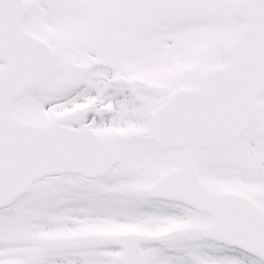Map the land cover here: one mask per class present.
Listing matches in <instances>:
<instances>
[{"label":"snow or ice","instance_id":"obj_1","mask_svg":"<svg viewBox=\"0 0 264 264\" xmlns=\"http://www.w3.org/2000/svg\"><path fill=\"white\" fill-rule=\"evenodd\" d=\"M0 264H264V0H0Z\"/></svg>","mask_w":264,"mask_h":264}]
</instances>
